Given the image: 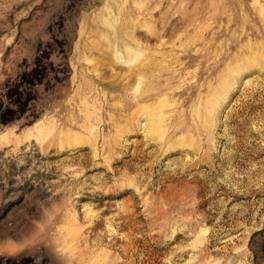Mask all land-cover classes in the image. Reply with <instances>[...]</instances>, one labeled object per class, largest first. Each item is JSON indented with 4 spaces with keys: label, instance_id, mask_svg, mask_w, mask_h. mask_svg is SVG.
I'll return each instance as SVG.
<instances>
[{
    "label": "rangeland",
    "instance_id": "1",
    "mask_svg": "<svg viewBox=\"0 0 264 264\" xmlns=\"http://www.w3.org/2000/svg\"><path fill=\"white\" fill-rule=\"evenodd\" d=\"M0 264H264V0H0Z\"/></svg>",
    "mask_w": 264,
    "mask_h": 264
},
{
    "label": "bare ground",
    "instance_id": "2",
    "mask_svg": "<svg viewBox=\"0 0 264 264\" xmlns=\"http://www.w3.org/2000/svg\"><path fill=\"white\" fill-rule=\"evenodd\" d=\"M127 42H128V40H127ZM126 53L129 55V57H131L132 62H135V63H138L139 62V59L141 57V54L138 53L137 51L133 50L130 45H127V47H126Z\"/></svg>",
    "mask_w": 264,
    "mask_h": 264
}]
</instances>
